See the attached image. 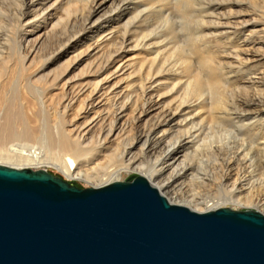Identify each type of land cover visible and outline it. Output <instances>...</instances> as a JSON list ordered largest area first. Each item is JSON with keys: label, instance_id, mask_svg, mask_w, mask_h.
<instances>
[{"label": "bare ground", "instance_id": "6f19581e", "mask_svg": "<svg viewBox=\"0 0 264 264\" xmlns=\"http://www.w3.org/2000/svg\"><path fill=\"white\" fill-rule=\"evenodd\" d=\"M11 1L13 3L9 4L8 0H0V16L6 17L8 22L3 23L0 18L1 61L5 60L6 43L14 44L20 57L26 49L32 51L28 42L29 29L23 31L25 26L34 23L37 27H44L55 18L52 12L60 0L54 3L53 0ZM80 1L84 3L81 17L77 11L65 20L60 17L56 25L63 31L54 43L59 49L71 46L70 35L80 23L82 36L78 40L76 38L72 48L76 50L81 46L87 51L101 53L93 75H104L105 80L70 92L63 91V102L58 105L65 115L80 104L79 115L84 123L75 122L70 129L55 127L52 136L45 126L38 129L37 123L33 125L34 120H28L31 117L23 120L15 110L9 112L6 103H1L0 108L4 107V110L0 113V164L18 169L49 167L71 180L91 182L94 188L102 187L96 186L98 183L105 186L121 181L125 172L137 171L170 203L196 212L212 211L227 204L263 209L264 165L257 170V161L264 164V90L253 97L237 98L235 93L247 89L253 80L246 75L244 78L248 80L237 83L236 79L228 77L232 74L223 72L217 57L200 51L198 45L203 43L209 32L221 36L227 33L220 29L223 24L210 21L212 26L207 25L205 18L210 15L208 4L202 0ZM172 1L184 14L191 8L190 12L197 14L192 18H196L198 31L188 35L190 51L178 56L179 67L171 64L170 60L167 65V60L162 59L167 56L171 41L164 39L160 42V39L173 32L163 35L156 25L158 17L169 24L171 9L176 8L174 3L175 7L173 4L171 7ZM107 4H110L109 10L104 13ZM49 15L52 16L50 19ZM86 34L88 36L83 38ZM129 46L152 56L142 62L136 73L135 65H122V61L116 67ZM196 55L194 62L192 56ZM235 56L241 66L249 61L238 54ZM20 69H24L23 64ZM252 69H249V75ZM128 72L130 80L126 88L132 81L139 83L130 85L135 87V98L125 93L126 88H121L120 82H126L124 78L115 85H111L112 81L107 78L118 74L124 76ZM34 77L27 78V90L33 87L37 92L38 88L32 82ZM228 85L233 87L232 91L228 90ZM162 92H165L164 96L174 98L166 107L164 100H155L157 96L162 97ZM205 107L217 115L214 120L222 123V127L215 134L204 135L203 139L204 129L197 127L195 122L202 120ZM230 119L234 121L230 123ZM248 135L256 136V151L245 145V136ZM203 149L206 154L202 156L199 152H204ZM196 158H200L198 162ZM204 158L214 160V164L210 160L212 169L206 167ZM196 187L217 189L220 195L214 203L212 201V208H202L209 197L199 198L201 193L196 191ZM191 190V195L186 196Z\"/></svg>", "mask_w": 264, "mask_h": 264}, {"label": "water", "instance_id": "95a60500", "mask_svg": "<svg viewBox=\"0 0 264 264\" xmlns=\"http://www.w3.org/2000/svg\"><path fill=\"white\" fill-rule=\"evenodd\" d=\"M0 264H264V214L196 212L142 176L81 189L0 165Z\"/></svg>", "mask_w": 264, "mask_h": 264}, {"label": "rangeland", "instance_id": "374dc122", "mask_svg": "<svg viewBox=\"0 0 264 264\" xmlns=\"http://www.w3.org/2000/svg\"><path fill=\"white\" fill-rule=\"evenodd\" d=\"M55 1L56 0H53L52 3H54ZM202 1L208 4L207 7L209 8L208 13L210 15L208 16L206 15L205 18V20L207 21V25L210 24V21L211 22L215 21L218 24H223V26H220V29H222L224 33L225 32L227 33L221 36V35H216V33L214 32H209V34H207L209 36L205 35L204 37L207 46L204 45L205 40L203 41V43L201 42L198 45L200 46V51L204 55L210 53L209 55L211 56L213 55L212 56L213 58L217 57V60L220 62V66L223 72L230 73L227 75L232 74L231 76L228 77L232 78V80L236 79L237 83L238 81L241 84L244 83V81L248 80L245 79L244 76L248 75L249 78H251V81L252 80L253 81L251 82V84L248 86L247 89L245 90L240 89V91L238 93H235V95L239 99H244L245 96H249V95L250 97H253L254 94H258V92L261 89L264 90V31H263L264 30V0L262 1L261 0H202ZM169 2L171 1L169 0ZM8 3L11 4L13 2L11 0H8ZM173 3L174 2L172 1L171 7ZM174 4L173 7L176 6V4L175 6ZM83 5L84 3L81 2L80 0H72V1L60 0L59 3L56 5V9L52 12L55 13L54 15L55 18L52 19L50 22L44 24V27H37L36 25H34V23L27 24L25 26L26 28L23 31L29 29L28 42L30 41L32 51L26 49L24 51L25 53L23 54V56L20 57L16 47H14V44L10 43L8 45V43H6V48H5L6 50H4L6 52V54L4 55L5 60L4 61L0 60V104L6 103L7 106L9 107V112L15 110L16 113L18 114L17 116L23 120L24 119L27 120V118L31 117L28 120H32V121L34 120L35 124L33 122V125L38 124V127L36 126L38 129H40V127L42 129V127L45 126L49 134L52 136L54 134L55 127L61 126L70 129L75 122H80L82 124L84 123V120H81L79 115L80 104H76L72 108L73 110L72 109L69 110L68 111L69 113L67 112L65 115H63V110H59L58 105L59 104L61 105V103L63 102L62 99L63 91L70 92L73 91L74 89L77 90L78 88L87 85H95L96 82L101 81L102 79L105 80L106 77L104 75L101 77H96L93 75L94 66L100 60L101 53H96L93 52L92 50L87 51L84 47L81 46L76 50L72 48V45L76 43L75 42L76 38L78 40L82 36L80 23L76 25V27L73 29L70 35L71 46H68L63 49H59L56 47V43H54L57 41L56 40L57 36H59L63 31L62 27H57L56 25L59 18L61 17V19L65 20L68 16H73L76 11L79 12L78 15L79 17H81ZM109 6L110 4L106 5L104 9V13L109 10L108 9ZM177 7L178 6L174 8L175 12L173 11L174 9H171L172 12L170 15L171 21H169V24L166 25L165 24L166 22L163 23V20L160 17H158V19H156V25L158 24L157 26H159L160 29L163 31V35L173 32L169 36L165 35L162 39H160V42L163 41L164 39L171 41L170 50H168L169 52H166L167 56H164L165 58L163 57L162 59H164V61L167 60V65L169 64L168 60H170L171 64L172 63L174 65L177 64V67H179L180 61L178 56L181 53L184 54V51L187 53L190 51L191 46L188 43V39H189L188 35L190 33L192 35L196 33L198 31L197 29L198 25L195 24L196 23L195 17H197V14L194 13L193 15V13L190 12L192 8L188 11L189 14L186 13L188 14L186 15L184 14V12H182L180 7L178 8ZM188 16H191V19ZM192 16L195 17L192 18ZM51 17L52 16L49 15L48 19H50ZM0 18L3 23H8L6 21V17L4 18V16H0ZM7 18H8L7 20L9 21L11 20V18L9 17ZM3 19L5 22L3 21ZM163 25L164 27L161 28V26ZM4 26H6V24ZM86 36H88V34L83 36V38ZM132 47L133 46L131 47L129 46L125 49V53L122 55V60L118 62L119 64H117L116 67L119 66L121 64L120 62L122 61V65L124 64H126V66L135 65L137 69L134 73H136L140 70L142 62L147 58H151L152 56L150 54H145L144 52L134 49ZM169 54L170 56H174V57H170ZM236 54H238L242 58L249 59L246 65L241 66L239 64L240 61L239 62L236 61L237 60V58H235ZM61 56L63 58L60 60ZM192 59L195 62V60L197 59V55L192 56ZM22 64L24 66L23 70L20 69ZM251 68H253L252 74L249 75L248 71ZM128 73H126L124 76H120V74H118L116 76H110V77L107 76V78L108 81H112L111 85L117 84L120 79L124 78L126 82L121 81L120 86L121 88L125 89L127 83H129L128 81L130 80L128 78L130 76V73L129 74ZM33 75H35V77L33 78L32 82L35 85V87L38 88L37 92L33 89V87L31 88L28 87L29 89L27 90V78ZM132 84H139V83L136 81H132L130 85ZM130 85L125 89L127 90L125 93L129 94L128 96L130 97L132 96V98H135L136 93H134L133 90L135 87H130ZM228 86L229 89L228 88L227 89L228 90L231 89L230 91H232L233 87L231 85ZM163 93L165 92L161 93L162 97L157 96L155 100L158 99H161L162 101L164 100L165 101L164 107H166L165 105L171 103L172 100H174V98L171 95H170L171 97H167L166 95L164 96ZM41 99L43 101H40ZM39 101L42 102L43 104L40 103ZM44 102H45V106H44ZM10 107L13 108L10 109ZM3 108H0V113L3 112L4 110ZM209 109H210L209 107H205V109L203 110L204 116L202 120L204 118L205 119L203 121L201 120L202 122L200 120L199 122L197 121L195 122L197 127L199 128L202 127L204 129L203 132L204 134L201 137L203 139L205 138L204 135L206 136V134H212V133L215 134L216 132L220 131L222 127V123L218 122L217 120H214L217 115L215 116L214 113H212L213 111ZM262 110L264 112V107H262ZM5 111H7V108L5 109ZM63 116L65 117L63 118ZM32 117L33 118L36 117V118L33 119ZM231 120L234 121V119H230V123H232ZM246 123L248 124L249 122ZM238 126L241 127V125ZM257 130L258 129L256 128V131ZM240 136L241 138H244V135H240ZM258 136L259 135L257 132V138ZM253 137L254 139H252ZM255 137L256 136H249V135L245 136L246 144L243 143L249 147L252 146L254 148V151L257 150L256 143H258L257 138ZM254 140L255 143H253ZM13 144H16V142H13ZM233 146H235V144H233ZM40 147L41 146L39 145V149ZM203 151L204 152L202 151L199 152V154H201L202 156L206 154L204 149ZM200 158L198 159L196 158L195 159L196 162H198ZM205 159L206 158H204V160ZM208 160L206 161V167L207 168L209 167L208 169H212L213 168L212 163L214 164V160H212L211 158ZM210 160L213 162L210 163L211 162ZM257 164H258L257 166L259 167L257 168V170H259L260 167L264 165L262 161H257ZM14 167L18 168L16 166ZM27 168H30L32 170H47L49 173L53 174L54 176L59 177L71 184H75L78 188L81 189L95 187V185L92 184L91 182L86 183L84 181L73 180V179L71 180L66 176L62 175L59 171L49 167L33 166ZM139 176H143V175L137 171L125 172L123 174V178L121 179V181H129ZM96 186H103V184L98 183V185L96 184ZM192 190L186 193V196H190L191 194L189 193H191ZM206 190L209 189L208 188L199 189L196 187V191H198L199 194L201 193V197L199 198L209 197L207 198L208 201L207 204L204 207H202L203 209L212 208L213 207L212 204L217 200L216 197H219L220 195L216 188L210 189L211 191L210 190L206 191ZM209 192L212 194L214 193L215 195L214 194L212 195ZM204 193L209 194V196L205 195ZM212 196H215L213 197L214 200L212 199ZM220 208H231L238 211L254 210L264 214V208L259 209L256 207H247V205L243 206V204H233V205L227 204L224 207H220ZM203 211L207 212L205 210Z\"/></svg>", "mask_w": 264, "mask_h": 264}]
</instances>
